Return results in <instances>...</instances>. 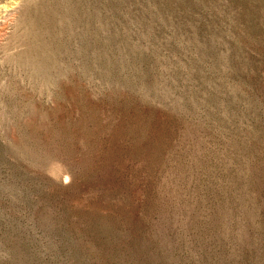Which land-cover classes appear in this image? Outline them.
Here are the masks:
<instances>
[{
    "label": "rangeland",
    "instance_id": "rangeland-1",
    "mask_svg": "<svg viewBox=\"0 0 264 264\" xmlns=\"http://www.w3.org/2000/svg\"><path fill=\"white\" fill-rule=\"evenodd\" d=\"M0 264H264V0H0Z\"/></svg>",
    "mask_w": 264,
    "mask_h": 264
}]
</instances>
